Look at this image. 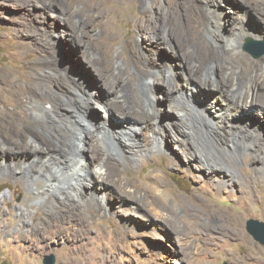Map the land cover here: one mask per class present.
<instances>
[{
	"label": "rangeland",
	"instance_id": "obj_1",
	"mask_svg": "<svg viewBox=\"0 0 264 264\" xmlns=\"http://www.w3.org/2000/svg\"><path fill=\"white\" fill-rule=\"evenodd\" d=\"M119 1H124L121 8ZM216 1L219 7L229 10V14L223 17L219 29L209 30L210 36H219L226 41L240 40L238 53L227 46L229 54L250 66H262L264 52L255 57L245 47L249 41L264 45V22L255 10L258 7V11L263 12L264 0ZM159 2L165 13L175 11L178 14L181 34L202 39L204 48L213 44L200 14L210 0ZM182 10H185L183 16ZM151 12L150 0H0V69L15 90L13 95L1 96L0 146L4 141L25 145L26 141L20 137L26 132L27 124L35 123L34 119L40 116L37 114L52 107L50 101L30 102L29 99L37 93L47 95L48 90L53 91L66 107L64 116H70L72 106L81 104L79 122L71 132L73 136L81 130L103 126L102 105L108 101L107 95L104 87H97L96 81L91 79L92 74L89 77L75 68L83 58V55L76 57L82 45L76 36L70 35V26H76L78 19L83 20L85 25L78 27L87 31L84 38L89 44L87 47L92 49L90 56H109L116 60V53L127 47L125 38H131L135 46L138 40H145V33L133 25L132 19L137 16L145 26V14ZM111 34L123 42L113 44L107 54L105 41ZM192 41L195 43L194 38ZM161 45V50H166L169 55L167 43ZM155 56L160 63L151 66V70L156 75L170 73L172 82L180 83H185L188 76L191 84L198 85L182 58L175 62L170 58L167 60L160 50ZM130 60L134 58L130 57ZM48 61H54L56 67ZM43 74L64 75L65 79L68 77L73 81L66 79L63 86H47L44 81H39L38 75ZM85 92L91 93L90 96L82 95ZM194 93V102L204 106L209 96L217 91L209 82L199 84ZM156 95L158 98L151 97L152 102L148 101L153 119L139 121L136 128L123 131V118L115 114L107 121L106 125H111L108 134L99 135V145L108 148L113 160L120 163L117 178L105 183L99 204H77L72 216L63 218L64 215L56 214L59 217H50L49 213L62 202L57 197V190L48 192L47 182L43 179L28 186L0 175V264H43V257L50 254L55 256L56 264H264V244L246 229L250 218L264 221V108L259 104L261 102L254 100L251 107L240 109L236 115L227 118L224 111L205 110L202 117L208 123L215 121L214 126L221 135L227 132L228 120L235 123L237 120L249 121L250 127L243 130L251 144L246 149L235 150L236 138L222 146L214 144L204 152L199 148L201 141L197 132L188 122L185 133H179L187 144L165 138L167 128L163 124L166 121L181 124L183 112L177 115L163 101L161 93ZM122 104L113 101L110 105L122 107ZM111 129L120 135L122 146L135 143L136 154L127 152L124 147L111 148L110 144L114 145ZM194 149L199 157L192 155ZM174 152H177V158H174ZM103 156L100 154L99 158ZM202 157L220 168L217 176L222 181L217 176L208 177V161ZM74 158L78 160L81 155L75 153ZM86 160L85 170L92 176L99 160L90 157ZM154 173L159 175L161 184L155 191L157 197L148 199L144 189L150 191L151 187L145 178ZM77 174L82 173L78 171ZM73 178L62 188L78 187V177L74 175ZM118 187H123L126 195H120L115 190ZM191 192L208 205L207 214L200 217L208 219L212 230L205 229L198 220L196 222L182 211L177 195L187 196ZM238 211L242 212L239 227L242 234L227 235L225 227L233 225L230 218ZM41 229L48 234L47 240L39 238Z\"/></svg>",
	"mask_w": 264,
	"mask_h": 264
},
{
	"label": "bare ground",
	"instance_id": "obj_2",
	"mask_svg": "<svg viewBox=\"0 0 264 264\" xmlns=\"http://www.w3.org/2000/svg\"><path fill=\"white\" fill-rule=\"evenodd\" d=\"M150 4L153 12L145 14V26L140 23L141 20L139 21L137 16L132 19L133 25L139 31L145 33V40H138V46L137 44L135 46L132 44L131 38H125L124 43L127 47L124 49L123 47L125 46H123V49L116 53L118 56L116 60H112L109 56H90L92 49L87 47L89 44L84 38L87 35V31H81L78 27V25H85L83 20L78 19L76 26H70V35L76 36L78 42L82 45L80 54L76 55V57L83 55V58H80V61L79 59L77 60L80 64L79 67H75L79 70L76 71L78 73L80 71L84 72L89 77L93 75L94 77L92 76L91 79L96 81L97 87L102 89L104 87L107 100L109 102L110 100L112 101L110 103L107 101L106 104L102 105L105 117L103 126L101 125V127L94 130H81L73 136L71 132L74 125L79 122L78 114L81 113V104L72 106L71 109L69 108L71 111L70 116H64V108L66 107L60 99L58 100L57 95L53 91L48 90L46 92L47 95L37 93L29 99L30 102L50 101L52 107L46 108V111H43L42 114L35 112V114L40 116L34 119L35 123L27 124L26 132L20 137L26 141L25 145H12L4 141L0 146V175H4V178H13L14 183H26L28 186L43 179L47 182L46 190L48 192L58 191L57 197L62 202L58 206L56 205L57 209L55 211L49 213L50 217H55L58 214L60 217L64 215L63 218H67L73 215L74 210L78 207L77 204L85 205L93 202L99 204L101 202L105 183L117 178V165L120 163L113 160L114 158L107 152L108 148L106 149L99 145V141L97 142L99 135L108 134L111 125L108 127L106 125L107 121L115 114L121 115L123 118L124 123L122 124L125 125L123 126V131H130V129L136 128L139 121L143 122V120L153 119L154 115L149 112L150 104L148 101L152 102L151 97L158 98L156 93L163 95V101L177 115L180 111L183 112V115L181 114L182 118H180L182 120L181 124L171 121H166L163 124L167 128L164 133L166 139L169 138L170 140L173 139L172 141L186 143L185 138L180 136L179 133H185L186 122H188V125L197 132L196 134L201 141V146L199 147L201 151L205 152L213 148L214 144L222 146L227 144V141H233L236 138H238V141L234 145L235 150L246 149L251 144H249L251 139L246 138L243 130L246 127H250L249 121L241 122V120H237V123H235L233 120H231L232 122L228 120L227 132L221 135V132L217 129L218 127L214 126L216 125L215 121H209L208 123L202 117V113L208 109L214 112L218 110L224 111L227 114V118L236 115L240 109L251 107L255 104L253 103L254 100L256 103L258 101L261 102L259 104L264 108V64L262 66H250L236 55H230L227 46L235 53H238L237 44L240 40L231 39L226 41L219 36H210L209 30L219 29L223 22V17L229 14V10L219 7V3L216 0H210L203 7L204 9L201 10L202 24L206 27L207 36L212 38L213 43L209 47L204 48L202 39L193 37L195 39L194 43L192 41L193 38L180 33V21L175 11L165 13L159 0H150ZM123 5L124 1H119V7L121 8ZM255 10L258 18L264 22V10L259 12L258 10L260 9L258 7ZM184 12L185 10H182V16ZM105 42L106 52L109 54L110 47L113 44H121L123 41L120 38L117 39V35L111 34ZM163 42L167 43L169 47V55L165 53L166 50L163 51L160 48ZM221 46L223 49H221ZM189 47H193V50H189ZM159 50L167 56V60L170 58L169 60L175 62L177 58L180 60L182 58V60L186 61L188 70L196 78L198 85L195 82L191 84V77L188 76L185 77V83H180L172 82V74L170 73L168 75H156L151 70V66H157L160 63L159 58L157 57V59L155 56ZM130 57L134 58L135 61L130 60ZM119 58L123 59L119 62ZM48 62L56 67L54 61ZM163 62L162 60L161 63ZM134 64L140 67L135 68V66L133 67ZM1 72L3 71L0 69V102L1 96L13 95L15 92L13 86H11V81H8V78L4 79ZM63 76L43 74L38 75V78L39 81H44L47 86H63L66 84V79H68V82L73 81L71 78L66 77L65 79ZM148 80H151V82ZM209 82L212 83L217 93L209 96L207 103L202 106L194 102L193 97H196L194 96V91L198 89L199 84L205 85ZM89 94L91 93L87 94L85 92L82 95ZM259 99H263V101ZM113 101H121L123 103L122 107L118 105L111 106L110 104ZM253 116L252 118L254 119L255 116ZM41 127L44 128L42 129ZM111 132L113 133V135L111 134V140L114 142V145L110 144L111 148L124 147L127 152H137V148L134 147L135 143L122 146L121 142H119L120 135L113 129H111ZM249 138H251L250 135ZM85 141L87 142L86 145L84 144ZM192 151V155L196 156L198 154L199 157L197 150L194 149ZM75 153L81 155L78 160L74 158L76 161L73 160ZM174 153H176L174 158H177V152ZM100 154L104 155L101 159L99 158ZM135 154L131 155L135 156ZM87 157L92 160H99L96 165L94 164L95 168L92 170V176H89L85 170ZM203 158L208 161L206 162V169H209L208 177L213 179V177L217 176V171L220 168L214 163H210L208 158ZM78 171H81L82 174H77ZM74 175L78 177V187H71L69 190L68 188L63 189L62 186L67 184L68 179L74 180ZM217 177L220 180V177ZM145 180L151 190L144 189V196L148 199H155L157 197L155 191L161 184L159 175L155 173L149 174ZM137 186L140 187V185ZM115 190L120 195H126L123 187H118ZM99 192H101V195H99ZM177 197L181 201L183 212L192 216L196 222L198 220L199 224L205 229H213L208 219H201L200 217V215L202 216V214H207L208 212L206 209L208 205L200 196L191 192L187 196L179 194ZM58 215L55 218L59 217ZM233 217L231 216L230 218L233 225L230 228L226 226L225 230L227 235L240 236L242 234L239 228L242 221V212L233 213ZM40 232L39 238L47 240L48 234L42 229ZM55 239L56 236L53 240Z\"/></svg>",
	"mask_w": 264,
	"mask_h": 264
},
{
	"label": "water",
	"instance_id": "obj_3",
	"mask_svg": "<svg viewBox=\"0 0 264 264\" xmlns=\"http://www.w3.org/2000/svg\"><path fill=\"white\" fill-rule=\"evenodd\" d=\"M245 48L252 52L255 57L264 52V45L253 41H249ZM246 229L257 241L264 244V221L250 218L247 220ZM42 263L56 264L55 256L53 254L45 255L42 259Z\"/></svg>",
	"mask_w": 264,
	"mask_h": 264
}]
</instances>
